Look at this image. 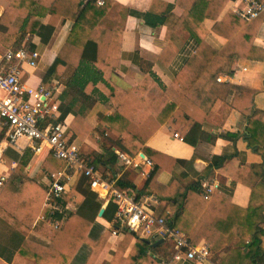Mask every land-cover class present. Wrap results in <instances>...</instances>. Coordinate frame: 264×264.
<instances>
[{
	"label": "trees",
	"instance_id": "1",
	"mask_svg": "<svg viewBox=\"0 0 264 264\" xmlns=\"http://www.w3.org/2000/svg\"><path fill=\"white\" fill-rule=\"evenodd\" d=\"M8 1L9 6L0 15V44L15 49H37L36 43L25 40L28 35L36 34L41 44L46 45L57 25L70 20L71 30L50 63L44 80L63 74L68 87L75 86L96 101L111 100L114 104L115 111L101 115L99 126H94L74 102L64 96L60 98L61 114L56 122H68L66 139L70 143L77 141L86 162L113 173L118 161L114 147L132 155L146 154L154 166L143 188L136 192L138 196L155 194L159 197L157 215L165 217L170 227L185 231L193 244L205 239L214 250H219L225 241L230 243V247L220 253L219 264H264V110L256 106L257 91L231 85L237 94L233 103L220 99L219 125H223L233 108H239L248 119L246 139L251 148L263 156L262 164L251 167L253 177L258 175L260 179L254 182L247 208L234 206L228 197L224 208L214 207V200L208 202L201 197L200 180L183 184L175 179L170 185L163 184L159 180L160 173L171 170V160L176 159L153 151L147 145L166 123L172 124L193 146L205 138L215 139L204 130V124L215 112L202 109L188 92L199 80L213 82L221 74H233L241 60L264 61V48L256 44L264 13L245 20L231 10L222 15L229 0H177L175 4L154 0L151 9L139 15L148 24L167 26V44L160 54V64L169 68L174 63L185 37L192 40V45L170 86L164 87L152 63L143 61L139 66L142 81L127 91L112 79L113 70L120 64L124 24L118 22L111 26L105 22L114 8L118 7L122 13L127 7L115 0H104L102 5L98 0ZM160 4H166V8L154 21L148 13L154 5L157 8L151 13L158 11ZM174 5L180 13L172 10ZM207 19L214 21L212 31L227 39L222 47L217 48L208 41ZM69 116H73L70 121ZM5 132V128L0 130V142ZM94 132L100 135L98 148L88 141ZM4 153L17 161V166L0 185V264H96L112 230L98 220L105 200L90 188L88 178L78 172L77 178L69 184L66 199L72 201L76 209L67 215L60 228L47 227L41 231L47 238L46 243L27 238L35 218L46 213L43 201L47 186L25 172L30 155L23 157L13 143ZM41 166L51 174L62 171L66 162L54 157L47 148L41 155ZM211 170L212 165L205 169V175ZM117 186L135 188L128 171L118 178ZM115 212L116 205L109 202L102 217L111 222ZM120 233L123 241L113 253L110 264L156 262L148 254L151 244L139 236V243L125 256L136 234L124 227L120 228ZM157 263L160 264L159 260Z\"/></svg>",
	"mask_w": 264,
	"mask_h": 264
},
{
	"label": "crops",
	"instance_id": "2",
	"mask_svg": "<svg viewBox=\"0 0 264 264\" xmlns=\"http://www.w3.org/2000/svg\"><path fill=\"white\" fill-rule=\"evenodd\" d=\"M115 1L128 9L123 8L124 11L121 13L118 7H116L105 19V22L111 26L118 22L124 24L120 64L113 70V81L127 91L132 90L143 79L139 67L140 64L143 61H148L152 63L153 70L158 75L160 83L164 87L170 86L174 75L183 65L186 54H188L189 48L192 45V40L185 37L181 50L174 63L171 64L169 68L164 67L160 64L159 57L163 48L167 44L165 37L167 26L164 24H148L139 15V13H147L151 9L154 0ZM161 1L170 4H175L177 2V0ZM8 6V0H0V15L3 14ZM159 6L158 11L151 13L152 10L155 11L157 8V6L154 5V9L152 8L150 13H148L149 17L154 21L157 20V15L166 8V4L163 6L160 4ZM172 10L180 13V10L175 5ZM228 10L235 11L233 3L229 1L225 6L222 15ZM16 22L20 23L19 20ZM213 24V20L207 19L205 21V25L210 31L207 39L213 46L219 48L227 42V39L212 31ZM71 27L72 22L70 20L61 21L55 28L50 41L46 45L41 44L39 37L36 36V34L31 36L28 35L26 37V41L30 40L38 45L37 50L41 53V58L37 68H26L24 78L31 85H37L42 82H59V98L64 96L67 100L74 102L77 108H81L84 111L86 119L91 124L99 126V118L101 115L112 114L115 111L114 104L111 100L96 101L91 97L78 95L73 88L68 90L69 87L64 82L66 76H63V74L54 75L47 81L44 80V76L50 63L63 47ZM256 44L259 47L264 48V20L256 37ZM9 47L14 48L11 45L5 46L0 44V50ZM92 56V54L88 55L90 58H92ZM36 71L41 72L39 77L35 76ZM219 77H222V81H218ZM231 85L240 86L246 90L250 89L257 91V94L255 95L256 106L264 110V61L244 59L237 64L233 74H221L217 77V80L213 82L199 80L188 92L191 99H193L202 109L205 111L213 110L215 112L214 116L204 124V130L215 136L213 141L205 138L197 146H193L187 143L183 138L175 137V133H178L181 137L182 135L172 124L166 123L147 142L148 147L153 151L168 155L177 160H171V170H164L160 173L159 180L163 184L170 185L175 179L180 180L183 184H190L200 180L202 183L200 194L201 197L205 199V186L208 183L215 182V190L211 194L210 199H205V201L211 202L214 200V207L218 209L224 208L226 197L229 198L231 204L234 206L242 208H247L249 206L254 182L260 179V176L258 175L253 177L251 167L263 163V156L261 153L251 148L246 139L248 119L239 108H233L229 112L223 125H219V121L221 120L220 111L222 109L220 99L233 103L234 99L237 97L236 90L230 88ZM238 99H241V97H238ZM72 117L73 116H69L68 120L70 121ZM0 126V130L5 128L2 125L1 118ZM92 136L93 137L88 138V141L95 148H98V142L101 140L100 135L98 132H94ZM0 145H2V151L0 154V176L5 175L7 180L14 172L17 166V161L4 153L8 145H10L5 136L1 140ZM13 145L24 155L23 157L30 155L25 172L37 179L39 183L47 186L49 183V173L45 172L41 166V155L47 148L44 147L41 151L36 152L31 148L30 141L26 138L19 139ZM114 149L120 150L119 147H114ZM145 157L148 158L147 155ZM211 165L212 170L205 175V169ZM98 170L104 176L105 174L107 176H122L128 171V178L135 184V188H133L135 190L142 189L147 179L141 174L140 170L134 168L125 169L121 166L119 161L116 162V170L113 173L106 171L103 167H100ZM68 174L69 176L71 175L69 183H72L77 178V173L68 171ZM258 195L260 196V193ZM107 205L108 203L105 202L103 207L105 208ZM196 208L197 206L194 207V209ZM47 211L48 210L46 209V213ZM43 214H39L35 218L32 230L26 234V237L46 243L47 238L41 231H44L49 226H43V223H40L37 227L34 225L36 219ZM98 220L103 225L110 228L108 220L103 217H98ZM177 230L186 234L183 230ZM138 236L139 235H135L131 239L125 256H128L131 250L139 243ZM139 237L145 239L152 246V248L148 250L149 256L153 257L156 261L152 264H158V260L160 262L161 260L171 259V256L175 251L174 242L171 238L149 239L141 236ZM122 241L123 236L121 233H119L118 236L111 235L105 249L97 259L96 264H110L113 258V253L119 249ZM201 242L209 243L205 239L198 243ZM229 247L230 243L225 241L223 247L219 250H214L211 247V254L204 261L181 259L173 261L171 264H219L221 260L220 253L227 250ZM125 264L132 263L127 261Z\"/></svg>",
	"mask_w": 264,
	"mask_h": 264
},
{
	"label": "built area",
	"instance_id": "3",
	"mask_svg": "<svg viewBox=\"0 0 264 264\" xmlns=\"http://www.w3.org/2000/svg\"><path fill=\"white\" fill-rule=\"evenodd\" d=\"M234 12L245 20H253L264 13V1L229 0ZM103 0H98L102 5ZM41 53L31 47L6 48L0 50V118L5 127V138L15 144L19 139L30 141L31 148L39 152L44 147L51 150L54 157L66 162L62 171L49 174V183L44 199L46 214L40 215L34 225L43 223L51 228H60L67 215L76 209L72 201L67 200L70 176L68 171L82 172L89 181L90 188L102 197L106 203L116 205L113 221H109L112 235L118 236L120 228H128L136 235L149 239L171 238L174 249L170 260H161L160 264H171L181 259L204 261L211 254L210 244H193L185 233L170 227L165 217L156 214L159 198L155 194L137 195L133 188L123 189L117 186L120 176H104L90 165L80 154L77 142H68L66 137L69 125L66 121H57L61 114L59 82L29 84L25 77L26 68H37ZM222 81V77L218 78ZM175 137L182 138L178 133ZM2 145H0V154ZM118 161L124 168H134L148 178L153 169V161L138 153L132 155L116 150ZM6 176H0V185ZM215 182L205 186L204 198L210 199L215 190Z\"/></svg>",
	"mask_w": 264,
	"mask_h": 264
},
{
	"label": "rangeland",
	"instance_id": "4",
	"mask_svg": "<svg viewBox=\"0 0 264 264\" xmlns=\"http://www.w3.org/2000/svg\"><path fill=\"white\" fill-rule=\"evenodd\" d=\"M40 74H41V72L40 71H36L35 72V76H40ZM75 91H76V93L78 94V95H85L86 96V94H84L81 90H79L78 88H76L75 86H71ZM71 87L69 86V88H68V90L69 89H71ZM0 94H1V92H0ZM1 127V126H0ZM105 176H107L106 174H105Z\"/></svg>",
	"mask_w": 264,
	"mask_h": 264
},
{
	"label": "water",
	"instance_id": "5",
	"mask_svg": "<svg viewBox=\"0 0 264 264\" xmlns=\"http://www.w3.org/2000/svg\"><path fill=\"white\" fill-rule=\"evenodd\" d=\"M141 155H142V156H144V157L146 156L144 153H141ZM104 211H105V208H104V207H102V208L100 209V211H99V214H98V216H99V217H102V216H103V213H104Z\"/></svg>",
	"mask_w": 264,
	"mask_h": 264
}]
</instances>
